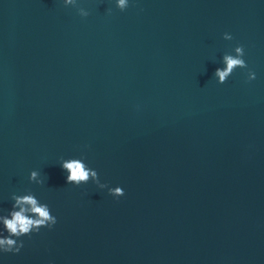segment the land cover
I'll list each match as a JSON object with an SVG mask.
<instances>
[{
  "label": "water",
  "instance_id": "1",
  "mask_svg": "<svg viewBox=\"0 0 264 264\" xmlns=\"http://www.w3.org/2000/svg\"><path fill=\"white\" fill-rule=\"evenodd\" d=\"M28 191L57 224L0 264H264V0H0V215Z\"/></svg>",
  "mask_w": 264,
  "mask_h": 264
},
{
  "label": "clouds",
  "instance_id": "2",
  "mask_svg": "<svg viewBox=\"0 0 264 264\" xmlns=\"http://www.w3.org/2000/svg\"><path fill=\"white\" fill-rule=\"evenodd\" d=\"M65 6L77 7V0H63ZM129 6V0H116V7L120 11H124ZM78 13L82 17L89 15L88 11L79 7ZM223 38L225 40H232L233 37L229 33H225ZM235 55L224 54L222 63L224 67L217 68L214 77L218 78V83L223 84L228 77L237 68L247 69L248 65L243 59L245 55L244 46L238 45L234 49ZM256 78V74L252 70H248L247 79L252 81ZM61 168L67 173L66 182L68 184L79 186L86 184L90 180L95 183L100 189H108V194L119 198L123 196L124 190L117 187H108L107 184L101 183L98 172L95 169L88 167L84 163V159H64L61 157ZM29 182H34L37 185H43L44 180L40 178V173L31 171ZM13 201L11 209L7 215H0V225H2L3 232H0V254H19L24 247V241L21 237H31L33 233H39L41 228L52 230L57 224V217L51 212L47 203L40 202L35 194L28 191L26 194L17 195L12 194ZM4 232L7 235H4Z\"/></svg>",
  "mask_w": 264,
  "mask_h": 264
}]
</instances>
